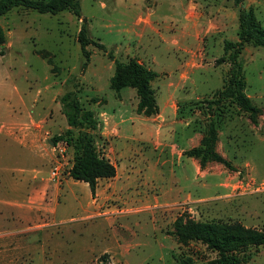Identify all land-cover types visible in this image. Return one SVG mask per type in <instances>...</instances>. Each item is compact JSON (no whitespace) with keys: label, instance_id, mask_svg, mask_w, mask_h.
Listing matches in <instances>:
<instances>
[{"label":"rangeland","instance_id":"obj_1","mask_svg":"<svg viewBox=\"0 0 264 264\" xmlns=\"http://www.w3.org/2000/svg\"><path fill=\"white\" fill-rule=\"evenodd\" d=\"M79 3L80 17L24 7L0 16V168L12 176L24 171L26 139L40 146L42 177L40 205H0V264H217L204 243L179 241L174 223L239 222L264 232V47L247 41L239 54L245 93L261 109L253 124L234 105L207 104L227 76L229 64L215 62L223 41L237 39L233 0ZM244 6L264 31V0ZM82 18L89 37L104 45L86 46L85 66L77 41ZM131 58L158 73L150 82L158 111L149 116L136 111L135 89L124 87L119 102L109 87L114 60ZM66 91L95 112L97 148L118 169L94 194L68 175L72 146L49 141L67 127L59 104ZM210 119L214 150L231 170L182 154L199 145ZM235 256L239 264H264V244Z\"/></svg>","mask_w":264,"mask_h":264},{"label":"trees","instance_id":"obj_2","mask_svg":"<svg viewBox=\"0 0 264 264\" xmlns=\"http://www.w3.org/2000/svg\"><path fill=\"white\" fill-rule=\"evenodd\" d=\"M238 12V32L236 40L223 41V54L215 59L217 64L227 62L229 68L222 86L215 90L212 99L207 100L208 107L234 105L239 111L248 114L250 121L257 124L256 115L261 112L260 107L252 103L245 93L246 81L242 73L239 54L244 42L252 41L264 47V31L255 20L252 11L244 6V0H233ZM14 7H24L39 13L56 14L63 10H70L80 17L79 0H0V16ZM85 66L89 60L90 51L86 46L95 43L99 48L104 45L94 42L88 35L86 19L82 18L77 33ZM6 34L0 25V54H4ZM158 73L134 58L127 62L114 60V73L109 79V87L116 93L122 87L135 89L138 97L136 111L147 116L158 111L154 96V89L150 82ZM60 110L65 116L67 127L61 133L50 138L53 145L63 140L72 146V163L68 175L77 181L85 182L91 194H94L99 178L115 176V165L104 156L96 145V138L101 137L99 121L92 109L83 108L74 91H66L59 97ZM217 140L216 125L212 119L207 122L205 134L196 147L183 150L187 157H197L203 164L207 160H216L227 169H233L229 160L214 150ZM174 226L179 241L197 240L204 243L207 248L217 253V264H239L235 253L242 252L250 246L264 244V232H249L239 222H195L187 220L181 222L180 217L175 220ZM103 257L101 262L106 263Z\"/></svg>","mask_w":264,"mask_h":264},{"label":"crops","instance_id":"obj_3","mask_svg":"<svg viewBox=\"0 0 264 264\" xmlns=\"http://www.w3.org/2000/svg\"><path fill=\"white\" fill-rule=\"evenodd\" d=\"M123 88L124 87L120 88L119 90L121 99H118L116 97L119 102L122 101L121 92ZM172 97H173L172 92H170V98ZM137 100H138V97H137ZM2 135H3V139L5 140L6 139L5 134H2ZM189 140H190L189 137L186 138V143ZM39 148L40 146L37 144H34L33 141L32 143H28V141L25 139L24 149H22V155H21V158L24 159V171L19 170L16 172L15 176H12L7 166H3V168H0V175H1L0 176V205H13L17 201H22L23 204L27 205L29 208H33V207L40 205L38 202L37 196L39 195L40 186L42 185V181H41L42 177L39 171L36 170V166L38 165V162L36 161L40 159V157H38V153L40 152ZM35 162L37 163L36 166H35ZM1 164H4V163H0V165ZM115 167H116V175H117L118 169L116 165ZM100 179H103V178H99L97 182H99ZM71 196H73V194Z\"/></svg>","mask_w":264,"mask_h":264},{"label":"built area","instance_id":"obj_4","mask_svg":"<svg viewBox=\"0 0 264 264\" xmlns=\"http://www.w3.org/2000/svg\"><path fill=\"white\" fill-rule=\"evenodd\" d=\"M59 142H60V141H59ZM59 142H58V143H59ZM57 169H58V168L55 167V168L52 170V173H53V174H56Z\"/></svg>","mask_w":264,"mask_h":264},{"label":"water","instance_id":"obj_5","mask_svg":"<svg viewBox=\"0 0 264 264\" xmlns=\"http://www.w3.org/2000/svg\"><path fill=\"white\" fill-rule=\"evenodd\" d=\"M50 141V140H49ZM51 142V141H50ZM52 143V142H51Z\"/></svg>","mask_w":264,"mask_h":264}]
</instances>
